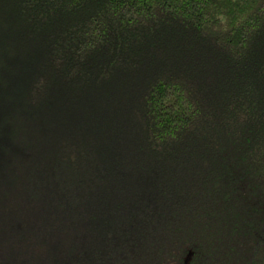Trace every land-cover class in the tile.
Returning a JSON list of instances; mask_svg holds the SVG:
<instances>
[{"label": "trees", "instance_id": "obj_1", "mask_svg": "<svg viewBox=\"0 0 264 264\" xmlns=\"http://www.w3.org/2000/svg\"><path fill=\"white\" fill-rule=\"evenodd\" d=\"M264 264V0H0V264Z\"/></svg>", "mask_w": 264, "mask_h": 264}, {"label": "water", "instance_id": "obj_2", "mask_svg": "<svg viewBox=\"0 0 264 264\" xmlns=\"http://www.w3.org/2000/svg\"><path fill=\"white\" fill-rule=\"evenodd\" d=\"M191 257H192V253H190V254L187 256V258H186L184 264H188L189 261H190V259H191Z\"/></svg>", "mask_w": 264, "mask_h": 264}]
</instances>
